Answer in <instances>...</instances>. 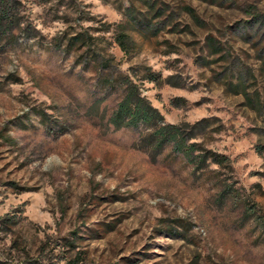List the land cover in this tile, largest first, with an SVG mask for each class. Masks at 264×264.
<instances>
[{
  "label": "rangeland",
  "instance_id": "1",
  "mask_svg": "<svg viewBox=\"0 0 264 264\" xmlns=\"http://www.w3.org/2000/svg\"><path fill=\"white\" fill-rule=\"evenodd\" d=\"M146 1L0 3V264H264V0ZM123 76L181 146L114 126Z\"/></svg>",
  "mask_w": 264,
  "mask_h": 264
},
{
  "label": "trees",
  "instance_id": "2",
  "mask_svg": "<svg viewBox=\"0 0 264 264\" xmlns=\"http://www.w3.org/2000/svg\"><path fill=\"white\" fill-rule=\"evenodd\" d=\"M8 0H0L1 4L7 3ZM150 3L151 11L155 9V16L161 15L159 8H156L157 1L150 0L146 1ZM2 16H6L7 18L10 15V11L8 9L4 10L1 13ZM3 20L2 18H0ZM119 27V26H118ZM79 38H72L69 40L68 46L73 47ZM115 42L120 48V50L125 55L132 54L134 50V44L132 43L131 37L123 31L122 27H119V31L115 36ZM215 48V40H212ZM178 78L175 76H168L167 78H162L160 75L152 72L150 69H145L144 76L142 80L147 81L149 83H155L158 86L169 85L176 88L183 87V84L177 80ZM120 86L122 87V96L121 100L118 104V107L113 116V124L116 128L123 127H138L140 124L151 127L152 131L145 138V141L148 146L153 148L154 150H161L166 144L173 142L174 144L181 146L186 138L179 126L165 124L164 117L161 112L155 108L144 96H142L141 86L134 82L130 77L123 76L120 80ZM239 90L237 94L241 91V85L236 86ZM178 102H185V100L177 99ZM176 106H180L181 104H175ZM211 126V121L209 119H202L192 125L191 131L192 136L206 131ZM206 157H211L212 160L217 164H223V162L227 159L222 155H218L213 152H207Z\"/></svg>",
  "mask_w": 264,
  "mask_h": 264
}]
</instances>
